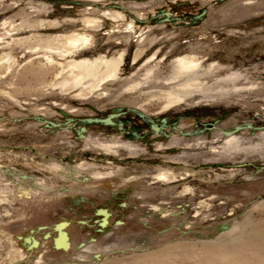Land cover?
Returning a JSON list of instances; mask_svg holds the SVG:
<instances>
[{
	"label": "rangeland",
	"instance_id": "obj_1",
	"mask_svg": "<svg viewBox=\"0 0 264 264\" xmlns=\"http://www.w3.org/2000/svg\"><path fill=\"white\" fill-rule=\"evenodd\" d=\"M0 264H264V0H0Z\"/></svg>",
	"mask_w": 264,
	"mask_h": 264
},
{
	"label": "flooded vegetation",
	"instance_id": "obj_2",
	"mask_svg": "<svg viewBox=\"0 0 264 264\" xmlns=\"http://www.w3.org/2000/svg\"><path fill=\"white\" fill-rule=\"evenodd\" d=\"M156 112H148L138 108L116 106L111 109L105 115L98 116H85L78 118L82 122L79 130L80 138L86 136V134L97 133L102 137L114 138L119 135L121 138L128 136L131 140H136L135 147L142 149V146H154L155 142H158L159 138H162L164 143H168L174 134L178 136H196L202 134L203 128H195L190 130H183L179 125L178 118L181 114L176 112H169L167 114L158 116ZM122 115H129L135 117L138 121L132 120H120ZM197 115V114H195ZM135 127H133V124ZM97 125L95 128L89 125ZM233 130L223 131L227 135L231 134ZM176 132V133H175ZM111 146V145H110ZM112 147V146H111Z\"/></svg>",
	"mask_w": 264,
	"mask_h": 264
},
{
	"label": "bare ground",
	"instance_id": "obj_3",
	"mask_svg": "<svg viewBox=\"0 0 264 264\" xmlns=\"http://www.w3.org/2000/svg\"><path fill=\"white\" fill-rule=\"evenodd\" d=\"M235 140V139H234ZM226 146H230L231 145V147H232V145H234V146H237V141L235 142H233V140L232 139H229L226 143ZM64 240V239H63ZM63 243V242H62Z\"/></svg>",
	"mask_w": 264,
	"mask_h": 264
}]
</instances>
